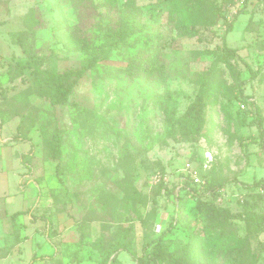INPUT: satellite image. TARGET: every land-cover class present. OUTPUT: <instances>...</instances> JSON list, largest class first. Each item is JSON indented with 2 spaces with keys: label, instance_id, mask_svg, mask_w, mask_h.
Returning <instances> with one entry per match:
<instances>
[{
  "label": "rangeland",
  "instance_id": "374dc122",
  "mask_svg": "<svg viewBox=\"0 0 264 264\" xmlns=\"http://www.w3.org/2000/svg\"><path fill=\"white\" fill-rule=\"evenodd\" d=\"M129 1L145 28L53 107L44 95L47 73L74 69L86 56L78 14L71 0H0V264H99L101 251L120 242L142 257L159 236L161 264H264V232L253 223L264 219V189L241 184L264 178L252 104L264 126V0H176L192 36L178 35L171 0L117 4ZM226 22L235 57L222 52ZM106 25L96 14L80 38L100 45ZM154 30L166 69L150 84L126 65ZM239 88L251 96L243 107ZM197 105L201 128L182 139ZM57 137L60 173L47 158ZM193 175L198 190L215 186L216 195L196 201ZM200 199L226 216L203 224ZM203 227L243 244L216 254L197 238ZM118 259L136 264L128 253Z\"/></svg>",
  "mask_w": 264,
  "mask_h": 264
},
{
  "label": "trees",
  "instance_id": "16d2710c",
  "mask_svg": "<svg viewBox=\"0 0 264 264\" xmlns=\"http://www.w3.org/2000/svg\"><path fill=\"white\" fill-rule=\"evenodd\" d=\"M72 7L78 14V23L76 24V34L79 36L78 40L83 42L86 49V56L80 62L79 66L74 69H68L62 72L53 71L48 72L45 79V93L44 95L48 98L51 106H55L63 101H65L70 94L73 92L74 86L77 84L78 80L85 74V72L92 70L98 63L99 59L108 57L110 50L121 52L122 46L126 42V38L134 32L136 33L139 30L145 28V24L140 19V9L132 2L129 1L125 4L124 7L120 8L117 4V0H71ZM171 12L175 16V28L178 35L180 36H192L195 31L190 27V20L187 18L185 11L180 7L176 0H171ZM242 10H238V13ZM107 20V30L104 34L103 42L99 45H89L86 37L80 38V32L85 31L90 24L91 18L96 14H101ZM237 14V13H236ZM231 23L225 25L224 33L222 35V52L230 57H235L236 49L227 46L225 42L226 34L230 31ZM162 35L159 31H152L151 33L145 35L143 40V47L140 50L136 51L132 56L127 58L128 69L133 70L139 76L143 78L147 83L153 84V82H158V79L166 69V55L162 51V46L160 44V39ZM125 40V41H124ZM112 51V50H111ZM254 72L251 77H254ZM242 83H244L242 81ZM203 96L198 95L197 99L199 103L203 104ZM237 100L241 102V105L244 106L246 103H250L251 96L243 93V90L239 88L237 94ZM252 104L255 107L256 116L253 120L258 132H259V144L261 145L264 142V126L262 125V117L258 114V107L254 102ZM199 105V104H198ZM192 110L191 116L188 120L185 121L183 126L180 128L179 136L182 139L194 138L199 129L201 128L203 122V108L202 106ZM168 113V112H167ZM169 117V113H168ZM2 125V120L0 117V126ZM169 125H173V122L169 121ZM21 139L26 141V138H13ZM31 151H29L30 154ZM24 155V154H23ZM22 155V157H23ZM52 160L58 161L56 169L61 172L59 161L61 157V149L59 143V137H57L56 142L52 145ZM22 162L27 166L22 158ZM193 186L190 189L193 196H196V201H198V196H203L205 194L216 195L215 186H207L198 190L200 184H195L192 182ZM245 187L256 188L259 187L264 189V178L259 180H254L250 183H241ZM195 186V187H194ZM166 194L176 193L174 192L177 186H172L167 188L166 185L162 186ZM198 187V188H197ZM206 191V193H204ZM199 204H201L200 216L203 224L208 223L205 218H213L212 222H216L224 218L227 214L225 208H219L213 202H210L207 199H200ZM177 206V213H178ZM199 207V208H200ZM21 211L14 212L12 217L19 215ZM31 219L34 217L31 215ZM177 215L175 220H177ZM254 225L257 227V231L261 233L264 232V219L263 220H254ZM204 229V227H203ZM204 232V233H202ZM221 231H216L214 227L201 230V233H198V240L203 245H210L213 247V251L216 254H220L223 251H236L240 246H242L241 238L231 236L220 237L218 236ZM162 236H159L152 248L151 252H146L144 247L143 256L138 257L135 252L131 251L123 243L108 244L103 251H101L102 259L99 264H122L118 259V254L124 252L128 253L136 264H161L162 263V249L160 247V242ZM113 253H116L114 256H111ZM227 254V253H226ZM231 264V263H230Z\"/></svg>",
  "mask_w": 264,
  "mask_h": 264
},
{
  "label": "built area",
  "instance_id": "2783aa9c",
  "mask_svg": "<svg viewBox=\"0 0 264 264\" xmlns=\"http://www.w3.org/2000/svg\"><path fill=\"white\" fill-rule=\"evenodd\" d=\"M241 106L243 107V105H241ZM192 177H193V180H194L195 183L201 184V180L198 177H196L195 175H193Z\"/></svg>",
  "mask_w": 264,
  "mask_h": 264
},
{
  "label": "crops",
  "instance_id": "0c3cea01",
  "mask_svg": "<svg viewBox=\"0 0 264 264\" xmlns=\"http://www.w3.org/2000/svg\"><path fill=\"white\" fill-rule=\"evenodd\" d=\"M5 139V138H4ZM3 138H1L0 142H2L4 140Z\"/></svg>",
  "mask_w": 264,
  "mask_h": 264
}]
</instances>
